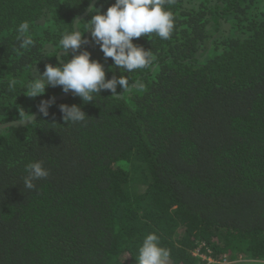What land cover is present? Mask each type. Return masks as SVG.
Wrapping results in <instances>:
<instances>
[{
	"label": "trees",
	"instance_id": "obj_1",
	"mask_svg": "<svg viewBox=\"0 0 264 264\" xmlns=\"http://www.w3.org/2000/svg\"><path fill=\"white\" fill-rule=\"evenodd\" d=\"M92 1L0 0V124L64 93L30 98L25 86L36 68L58 64L65 54L46 56V46ZM112 3L96 0L78 21L82 39ZM165 10L169 39H133L153 54L146 68L128 72L82 46L130 90L86 104L72 94L47 117L0 130V264H138L149 233L170 249L168 264L264 261V0H174ZM25 20L27 50L16 31ZM61 104L86 120L65 123ZM36 161L49 175L26 189Z\"/></svg>",
	"mask_w": 264,
	"mask_h": 264
},
{
	"label": "clouds",
	"instance_id": "obj_2",
	"mask_svg": "<svg viewBox=\"0 0 264 264\" xmlns=\"http://www.w3.org/2000/svg\"><path fill=\"white\" fill-rule=\"evenodd\" d=\"M173 2L174 0H114L106 11L101 13L98 10L86 24L85 30L90 33L91 41L82 39L84 35L77 27L75 30L72 27L71 31L61 33L58 45H47L45 55L57 56L61 50L65 55L59 57V62L55 66L45 64L42 74L36 68L37 74L25 86L27 96L30 98L43 96L46 87L59 86L65 94L71 90L74 96H78L84 103H89L93 101L94 95H99L101 91L107 90L112 93V97H119L125 90H130L129 81L124 76L117 78L113 75L111 79H106L103 65L92 59L91 53L82 46L90 44L99 46L105 58H111L114 66L128 72L146 68L151 65L153 54L150 50L134 44L133 39L150 33H155L163 40L169 39L174 29V16L171 11L165 10V5ZM30 27L27 20L17 26L20 49L27 50L35 45ZM56 48L60 50L56 51ZM69 50L71 59H68ZM8 83L9 87L13 88L17 80L13 78ZM136 86L142 88L139 82ZM54 101V97L41 100L38 111L42 116H48V109ZM59 110L65 123H81L87 118L76 105L61 104ZM25 170L28 173L24 178L26 189H34L33 181L49 175L43 161L30 162ZM138 253V264H168L170 258V249L160 245V239L155 233L146 235ZM252 264H264V261H253Z\"/></svg>",
	"mask_w": 264,
	"mask_h": 264
},
{
	"label": "water",
	"instance_id": "obj_3",
	"mask_svg": "<svg viewBox=\"0 0 264 264\" xmlns=\"http://www.w3.org/2000/svg\"><path fill=\"white\" fill-rule=\"evenodd\" d=\"M96 0H93L92 3L90 4L89 8L86 10V12L84 14H82L80 17H78L75 21H74V30L75 28L77 27V23L78 21L87 14V12L90 10V8L92 7V5L94 4ZM70 52V50H69ZM61 54H65L63 51L61 53H59L58 57L61 55ZM72 95V91L70 90L67 94L63 93L61 95H58V96H55V101H59L61 99H64V98H67L69 96ZM49 100V99H47ZM40 114V112L38 111V107L36 108V110L33 112L32 115H30L29 117H27L26 119H23V120H20V121H12V122H8V123H1L0 124V130H2L3 128L5 127H8V126H14V127H22V126H26L30 123H32L37 117L38 115Z\"/></svg>",
	"mask_w": 264,
	"mask_h": 264
},
{
	"label": "rangeland",
	"instance_id": "obj_4",
	"mask_svg": "<svg viewBox=\"0 0 264 264\" xmlns=\"http://www.w3.org/2000/svg\"><path fill=\"white\" fill-rule=\"evenodd\" d=\"M62 52V51H61ZM61 52H58V55H59V53H61Z\"/></svg>",
	"mask_w": 264,
	"mask_h": 264
}]
</instances>
